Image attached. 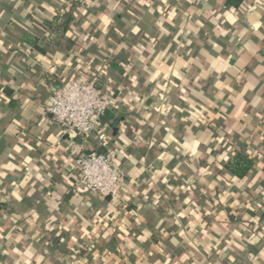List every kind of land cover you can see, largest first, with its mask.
<instances>
[{
	"label": "crops",
	"instance_id": "0c3cea01",
	"mask_svg": "<svg viewBox=\"0 0 264 264\" xmlns=\"http://www.w3.org/2000/svg\"><path fill=\"white\" fill-rule=\"evenodd\" d=\"M247 2L0 0V264H264V0ZM79 72L115 100L105 146L46 110ZM99 149L123 201L74 191Z\"/></svg>",
	"mask_w": 264,
	"mask_h": 264
},
{
	"label": "built area",
	"instance_id": "2783aa9c",
	"mask_svg": "<svg viewBox=\"0 0 264 264\" xmlns=\"http://www.w3.org/2000/svg\"><path fill=\"white\" fill-rule=\"evenodd\" d=\"M89 0H70L81 6ZM134 1V0H130ZM116 103L111 93L103 89L96 77L79 72L76 77L52 89L46 107L61 128L63 136L79 138L94 136L101 146L107 144V133L102 127L103 117L114 111ZM78 180L74 191H86L124 200L123 185L126 173L115 164V154L91 151L74 159Z\"/></svg>",
	"mask_w": 264,
	"mask_h": 264
},
{
	"label": "trees",
	"instance_id": "16d2710c",
	"mask_svg": "<svg viewBox=\"0 0 264 264\" xmlns=\"http://www.w3.org/2000/svg\"><path fill=\"white\" fill-rule=\"evenodd\" d=\"M222 5L227 10L234 11H242L248 6L247 0H220ZM62 18V21L60 20ZM64 19V21H63ZM70 19V15L66 12H61L60 16L55 19V23L52 25V30L55 32H60L66 30L68 27V21ZM62 34V33H61ZM23 40L30 45V47L41 50V42L37 37H34L30 34H25L23 36ZM114 99V98H113ZM98 153H103L102 150H97ZM253 167V161L246 156L236 154L225 166V169L230 173L238 176L240 178L246 176L251 168ZM264 218V215H263Z\"/></svg>",
	"mask_w": 264,
	"mask_h": 264
},
{
	"label": "water",
	"instance_id": "95a60500",
	"mask_svg": "<svg viewBox=\"0 0 264 264\" xmlns=\"http://www.w3.org/2000/svg\"><path fill=\"white\" fill-rule=\"evenodd\" d=\"M105 115H106V117H110V116H112V113L109 111Z\"/></svg>",
	"mask_w": 264,
	"mask_h": 264
}]
</instances>
